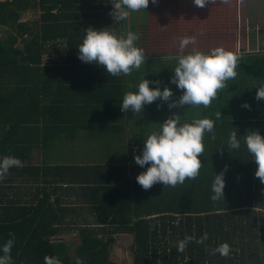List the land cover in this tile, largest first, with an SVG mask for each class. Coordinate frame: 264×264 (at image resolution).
<instances>
[{"label":"trees","instance_id":"trees-1","mask_svg":"<svg viewBox=\"0 0 264 264\" xmlns=\"http://www.w3.org/2000/svg\"><path fill=\"white\" fill-rule=\"evenodd\" d=\"M150 4L175 14L171 19L169 14L163 17V24H173L184 35L200 36L186 49L198 45L203 52L216 46L227 48L225 39L205 35L228 30L229 22L236 19V0H206L203 6L193 0H149L145 10L113 22L110 0H0V27L5 29L0 38V156H16L23 162V167L10 171L37 170L29 163L35 149L42 150V165L50 170L48 152L62 153L66 142L76 152V146L83 145L78 140L83 131L97 139L94 149L104 153L108 144L100 141L101 136L117 134L118 128H141L143 132L144 127L147 131L152 127L151 132H158L159 123L172 113L179 115L181 123L205 116L215 121L214 138L212 133L203 137L202 165L195 179L186 178L175 186L158 182L145 190L135 177L147 165L137 166L125 189L118 187L110 174L99 177L104 168L97 165L86 168L93 170L94 177L80 179L79 173H72L74 178L69 179L70 184L92 195L94 216H62L66 208L50 202L47 189L35 204L17 208L16 216L4 215L10 209L0 205V243L9 233L15 236L12 264H44L45 255L57 256L62 264H75L77 257L84 264H122L113 258L117 234L132 237L133 264H264V183L254 175L257 165L243 143L248 130L264 135V99L255 98L256 89L264 84V54L239 55L236 76L225 82L207 107L170 109L168 102L156 100L144 106L132 127L124 122L132 121L131 110H120L123 94L135 91L144 76L160 81L163 88L173 75L175 60L145 55L140 68L113 76L95 62H82L77 56L84 29L89 26L118 34L136 32L137 46L147 53L142 41L145 28L153 23L146 19ZM30 10H39L40 17L27 23L21 17ZM55 55L58 59L50 62ZM172 92L170 101L178 99L182 90L173 84ZM243 102L249 107H242ZM218 111L220 119L215 116ZM232 131L240 135L239 149L228 147ZM225 165L224 199L212 201L214 173ZM70 168L72 172L82 169ZM204 233L207 240L200 244L190 241L182 252L176 251L177 241L186 234L198 238ZM72 234L80 239L72 242L76 245L73 254L71 244L62 238ZM222 242L230 245L227 256L212 251Z\"/></svg>","mask_w":264,"mask_h":264},{"label":"clouds","instance_id":"clouds-1","mask_svg":"<svg viewBox=\"0 0 264 264\" xmlns=\"http://www.w3.org/2000/svg\"><path fill=\"white\" fill-rule=\"evenodd\" d=\"M112 8L109 15L112 22L126 20L132 12L145 10L149 0H110ZM156 3V0H152ZM197 6H203L206 0H193ZM138 34L133 31L116 33L92 26L84 29L81 43L78 45L77 56L82 62H95L97 66L103 67L107 74L113 76L128 75L133 69H138L145 63L144 49L138 47L136 41ZM196 37L185 35L179 39V54L172 57L175 66L172 68L173 75L169 82L182 90L178 99L171 100L173 92L165 85L161 88L160 81H149L144 77L136 85L135 91L125 92L120 100L119 106L122 112L131 110L135 115L142 113L144 106L153 101L160 100L168 102V108L185 106L207 107L216 97L217 91L225 86V82L236 76V67L239 62V53L226 49L222 46L211 48L202 52L195 48L183 51L187 46L195 44ZM154 85L150 87L149 85ZM255 98L264 99V84L256 89ZM170 101V102H169ZM159 107V105H157ZM242 107H249L243 102ZM216 119L221 118L218 111ZM215 121L208 117L192 119L191 122L181 123L179 115L172 113L160 122L159 131L149 133L143 137V146L140 154L133 156L135 163L144 168L135 179L145 190L155 183L175 186L182 184L185 179H195L201 168L200 154L204 151L203 137L205 133H212L214 138ZM237 131L228 134V147L239 149L241 140ZM243 143L247 152L251 155L257 167L254 175L264 183V135L258 131L248 130L243 136ZM23 167L20 158L12 155L0 156V180H3L11 168ZM227 165L219 173H214L210 185V199L218 201L224 199L225 179L224 175ZM207 233L200 237L185 235L178 240L176 251L182 252L190 241L197 244L207 240ZM15 236L9 233V238L0 243V264H12L11 249ZM214 253L227 256L230 253V245L222 242L212 249ZM44 264H62L55 255H45ZM75 264H84L82 258L77 257Z\"/></svg>","mask_w":264,"mask_h":264},{"label":"crops","instance_id":"crops-1","mask_svg":"<svg viewBox=\"0 0 264 264\" xmlns=\"http://www.w3.org/2000/svg\"><path fill=\"white\" fill-rule=\"evenodd\" d=\"M236 2V19L229 22L230 26L228 30L225 32H220V34L207 32L205 37L209 39L211 36H216L218 38L225 39L227 41L226 49L239 53L240 56L245 54H264V19L246 22L240 21L237 14L238 0H236ZM164 11L166 10L156 14L154 12L155 19H153L151 26L145 28L146 35L144 41H142V43L146 44L145 40L146 38H149L151 39L152 43L155 44L153 48H150L147 53H145V55L151 57L152 52L155 51V56L151 57L154 59L163 57V54L159 53L158 50L163 46L170 47L169 42L171 44L174 43L176 48L172 51L170 50L169 52H166L165 57L172 59V57L179 54L181 51L177 50V48H179V39L182 36H185V33L178 32L179 28L174 27L173 24L162 23L161 19L163 17L168 18L169 14V19H171L173 14L170 11H166V13L163 14ZM188 26L191 27V25L189 24L186 26V28L189 30ZM192 28L195 27L192 26ZM245 28L246 32L243 36V30ZM251 31L253 36L249 37ZM153 35L155 36V39L158 41V43L153 41ZM196 38L197 40H200L199 35H197ZM203 38L204 36L202 34L201 39L203 40ZM139 42H141V40H139ZM196 49L200 50L199 45ZM190 50L191 49L189 48H185L183 51L187 52ZM172 72L173 71L171 70V73ZM142 73L143 72L139 73V77H143ZM147 77H149V75ZM150 85L152 86V84ZM167 86L172 89L173 83L168 81ZM176 93L178 94L179 92ZM124 122L125 124L129 123V121L127 122V119L124 120ZM127 130V127H125V129L118 128L117 133H124ZM78 140L82 141L83 145L76 146V152L71 150V147L67 144V142L66 145L62 146V153L55 151L48 152L49 157L47 164L50 170H47L46 168L44 169L42 165L44 163L42 155L43 153L41 152L42 150L39 149H35L33 155L38 151L40 153V161H35L33 156L32 161L29 162L32 166L30 168L36 167L37 170H28L26 172H12L9 170L7 176L3 180H0V205H5L10 209L5 211L3 214L8 216H16L18 213L16 211L17 208L29 203L35 204L43 197V191L47 189L48 193H51L50 202L55 203V205L59 204L61 207L66 208L64 211H62V216H79V219L82 216H94L91 210L93 200L91 198L92 195L87 193V191L85 192L84 190H81L78 185L69 183V179L74 178V175L71 176L72 173H79L76 174V176H82L80 179L94 177L93 170H86V168L90 166H102L104 169L100 170L99 177L108 176V174H110L109 176H111V178L114 177L117 180L116 184L118 187H124L125 189L127 188L126 182L129 179H133L132 171L138 166L133 159L134 154L136 155L135 151L131 149L133 142L130 141L128 137L125 138L126 141L124 142L123 139H115L114 135H102L100 141L104 140L102 142L108 144L105 146V149L102 150L104 153H100V151H96L97 149H94V142L97 141V139L90 136L88 131H83ZM125 148L132 150V154L128 153L129 150H125ZM72 165L80 166L83 170L75 169V172H72V169L70 168ZM38 166L40 167L38 168ZM55 181H61L62 183L59 185H54L53 182ZM73 236L75 235L73 234Z\"/></svg>","mask_w":264,"mask_h":264},{"label":"rangeland","instance_id":"rangeland-1","mask_svg":"<svg viewBox=\"0 0 264 264\" xmlns=\"http://www.w3.org/2000/svg\"><path fill=\"white\" fill-rule=\"evenodd\" d=\"M149 17H146L147 20H153L154 18V12L156 13H160L161 11H163L164 6L158 7L155 6L154 4H150L149 6ZM152 8V10H151ZM153 12V13H152ZM166 11L163 12V14H165ZM237 14L239 17V20L242 22H246V21H252V20H262L264 19V0H238V10H237ZM152 15V16H151ZM175 14H172V17H174ZM40 17V11L39 10H30V11H26L23 13L22 15V19L23 21L27 22V23H31L32 21L39 19ZM243 29V28H242ZM158 31V30H157ZM246 32V28L243 30V36L245 35ZM5 36V29L0 27V38ZM253 36L252 35V31L249 34V37ZM153 41H155L156 43H158V41L155 39V36H152ZM253 39V38H251ZM145 46L147 48V50H149L150 48H153V46L155 44L152 43L151 39L146 38L145 40ZM170 47L168 46H163L162 48H159V53H162L163 55L166 54V52L170 51V48H173V50L176 48L175 44H171L169 42ZM59 48V46L55 47L54 49L57 50ZM169 49V50H168ZM156 50H157V46H156ZM177 50H180L179 48H177ZM155 51L152 52L151 57H154ZM55 54V53H54ZM58 56H51L50 62L57 60ZM49 62V61H48ZM132 121H130L128 123V126L132 127L133 124H137V122L139 121L137 118V114H132ZM143 126H146V124H142ZM145 129L141 130V128H137V130L134 128L133 130H128L125 131L124 133H117L114 134V138L121 140L123 139V141L125 142V138L128 137V139L130 141L133 142V145L131 146V149L135 151L136 155L140 154V150L143 146V140H141L142 137H146L149 133H151L152 131V127L148 129H146V127H144ZM125 150H129L128 153L132 154V150L125 148ZM34 160L39 162L40 161V153L37 151L34 155ZM117 242L113 247V258L115 259V261H118L119 263L122 264H133V259H132V252H131V246L133 243V239L131 236L126 235V234H117L115 235ZM63 240H65L66 242L71 244L70 250H71V254L74 253L75 249H76V245L73 244L72 242L78 243L79 242V238L75 237L72 235L69 236H62Z\"/></svg>","mask_w":264,"mask_h":264}]
</instances>
